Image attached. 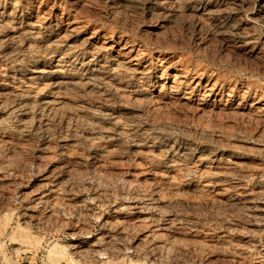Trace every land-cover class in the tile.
Instances as JSON below:
<instances>
[{"label": "bare ground", "instance_id": "obj_1", "mask_svg": "<svg viewBox=\"0 0 264 264\" xmlns=\"http://www.w3.org/2000/svg\"><path fill=\"white\" fill-rule=\"evenodd\" d=\"M257 1L261 19L264 0ZM127 4L114 0L111 15L123 21ZM167 4L157 0L146 19L147 47L162 53L107 28L87 34L89 22L43 1H0V30L7 33L0 38V264L40 250L47 264H189L187 257L193 264L220 257L246 264L258 249L255 239L264 241V128L224 129L211 116L178 121L165 107L182 85L190 91H182V101L203 93L196 107L213 104L207 99L222 83L173 53ZM240 48L258 58L252 47ZM219 52V59L235 60ZM246 86L227 89L233 116L264 122V87ZM32 137L43 145L27 158ZM32 181L13 199L15 188ZM69 222V240L60 243L55 236Z\"/></svg>", "mask_w": 264, "mask_h": 264}, {"label": "rangeland", "instance_id": "obj_2", "mask_svg": "<svg viewBox=\"0 0 264 264\" xmlns=\"http://www.w3.org/2000/svg\"><path fill=\"white\" fill-rule=\"evenodd\" d=\"M0 1L4 2V0H0ZM22 1L30 2V0H22ZM36 1H38L39 3L42 2V1L45 2V6L47 7V9H51L52 7H55L57 9L60 8V9L63 10V12L65 14H68L70 16L80 17L83 20L89 22L90 23V28L85 32L87 34L88 33H92L96 29L98 30L99 28H107V29H109L111 31H114L115 35L118 36L119 33H123L126 37H129L132 41H134L136 43V45L145 46V47L148 46L147 40L149 39V36H148V24L146 22V19L148 17V10L157 8V0H153V1L152 0H125V2L128 3L127 5H128L129 15H126V17L122 21V20H119L118 18L113 17L111 15L110 8L114 4V0H58V1L57 0H36ZM73 1H74V3H73ZM166 1L168 3L167 6H168L171 14L174 15L173 17H174V20H175V22L172 24V35L171 36H172V39L177 44L176 48H175V50H177V52L174 51L173 53L174 54L176 53V55L181 54L182 57L184 56L183 57L184 59L190 60L192 66H194V67L195 66H197V67L201 66V67H203L204 70H206V72L209 71V72H213L216 76L219 75L217 78H218V80H221L222 83L220 84L221 85V87H220L221 90L216 92L217 95L216 96L213 95V96H211V98L207 99V100H211V101L215 100V103H213V104H209L207 101H205V102L200 104L201 106L199 108L196 107L195 103L198 102L199 100L202 101L203 98L199 99V97H201L202 96L201 94H203V93H201V94L197 93L200 96L198 98H196V97L193 98L192 100H190V102L182 101L180 99V97H183L184 93L190 92V91L186 92V90L184 88L185 86L182 85V88H184V89L182 90V88H181L178 92H175L174 95H171V97L173 98L172 100L169 99V101H173V103L175 102V104L176 103H178V104L180 103V104L179 105L178 104L175 105V104H173L171 102L169 103V101H168V102H166L167 104L165 105V107H168V106L171 107L172 106L171 108L168 107L167 109H169L170 111H173L172 115L178 121L187 119V120H192V121L196 122V121L204 119V117L211 116V118H214L216 122L221 124V126L224 125L223 126L224 129L232 130L231 128H233V127H234L233 129H235V127L237 129L241 124L242 125L244 124L243 126L246 129H247L248 126H250L247 129V130L250 131V133L251 132L252 133H256L258 131H261V129L264 128L263 127L264 126V122L261 119L259 121V118L256 119V117L255 118L254 117L251 118L249 116L239 117V119H238V116L237 117L233 116V113L231 111V106H230V104H232V96H231L232 94H229L230 92L227 91V89L229 87V88H234L235 91L239 93V91H237L238 90L237 88H239L240 85H243L244 87H247L246 85L249 84V86H252L254 83H256L257 85L259 84L260 86L264 87V18L260 19V18L257 17L258 13L260 12L259 9H260V4L261 3L258 2L257 0H231L232 2L229 1V0H195V1L194 0H182V1L178 0L177 2H180V3H177L175 0L173 2H172V0H166ZM228 3H230V4H228ZM177 4H178V6H177ZM170 5H172L171 8H170ZM221 6H223V7H221ZM208 8L209 9L211 8L213 11L211 9H210L211 10L210 11ZM230 9H231V11H230ZM175 10H177V11H175ZM204 10H206V11H204ZM174 11H175V13H173ZM227 11H229V12H227ZM210 13H211V15H210ZM192 14H193V16H191ZM205 14H206V16H205ZM187 16H189V17L187 18ZM213 17H214V19H213ZM131 18H134L136 23H132L130 21ZM253 19H255V20H253ZM186 20H187V22L188 21L189 22L186 23ZM220 20H222V21H220ZM235 21H237V22H235ZM239 21H240V23H239ZM185 23H186V25H185ZM236 23H239V24H236ZM93 25H95L96 27L93 26ZM194 25H198V27H199V29L201 31L200 30L196 31V32L193 31L191 28ZM209 25L212 27V29L209 28L210 27ZM228 25H234V27L236 26L235 27V31L232 30V29H229ZM249 26H250V28H249ZM176 28H177V30H176ZM238 29H239V31H238ZM246 29H249V30H246ZM242 31H243V33H242ZM198 35H199V37H198ZM6 36H7V33L4 30H0V38H1V40L3 38L6 39ZM225 36H227V37H225ZM198 38H199L200 41L201 40L205 41V45L204 44L202 45L201 42L198 40ZM235 39H236V41H235ZM211 42H213V43H211ZM196 44H198V45H196ZM185 45H188V47H189L188 50H186L187 46H185ZM241 45H244V46H247V47H252L254 52L257 53L258 58H246L245 56L240 55V52H241L240 51L241 50L240 47H241ZM211 47H212V49H211ZM147 48L148 49H153V50H150L151 52H158V51H160L162 53L164 52V50L161 51L159 48H157V47L155 48V47H153L151 45H149V47H147ZM233 48H235V49L239 48V49L235 50ZM201 50H203V51H201ZM232 50H233V52H232ZM191 51H193V53ZM219 51H221L222 53H233L234 56H235V60L219 59V56H221ZM258 51L259 52L262 51V52L259 53ZM23 53H26V52H23ZM215 53L217 55H219V56H217ZM261 53H262V55H261ZM201 54H202V56H201ZM203 57H205V58L203 59ZM215 57H217V59ZM261 57H263V58H261ZM210 59H212V60H210ZM210 61H211V63H210ZM4 63L5 62L2 59H0V64L3 65ZM199 64H201V65H199ZM205 64L206 65L210 64V65L206 66ZM213 64H214V66H213ZM244 66H245V68H244ZM247 66H248L249 70H248ZM218 69H220V70H218ZM219 71H220V73H219ZM248 73L250 75L249 77H248ZM233 77H235V78H233ZM248 79H250V80H248ZM258 80H259V82H258ZM169 82H170V80H169L168 77H162L161 80H159V83L161 84L162 87H164L165 84L167 86ZM225 91H226V93H225ZM237 94H235V95H237ZM241 94L242 93H240L238 95H241ZM178 95H179V98H178ZM217 104H218V106H216ZM174 105L176 106L177 109L175 108ZM177 105H178V107H177ZM188 105H191V106H188ZM192 105H193V107H192ZM182 106H184V107H182ZM180 107L183 108V109H181ZM209 108L211 110L208 111L207 109H209ZM221 108L222 109L224 108V109L222 110ZM202 110H204V111L202 112ZM187 113H189V114H187ZM213 114H215V115H213ZM224 114H225V116H224ZM176 115H178V116H176ZM222 118H224V119H222ZM235 120H238V121H236V123H235ZM225 121H227V122H225ZM222 122H223V124H222ZM249 122H251V123H249ZM258 124H259V127H258ZM230 125L233 126V127H231ZM254 125L257 126V127H255ZM250 128L251 129L254 128V129L251 130ZM259 128H260V130H259ZM32 141H34L35 143L34 142L32 143ZM31 143L33 144V146L31 148V150L28 149L29 152H28V155L26 156L27 158H30L28 156L32 155L33 152H34V154H37L38 153L37 151H39L40 146L43 145L42 140L38 139V138H35V137L34 138L32 137ZM195 143H199V142H195ZM200 145H202V144H200ZM254 161L257 164L261 163L262 162V158L256 157V158H254ZM24 177H26V175L22 177L23 178L22 182L24 180H26ZM33 183H34L33 181L28 183V186L26 185V183L25 184L23 183L24 186L22 188H15V190L12 193L13 199H18L19 195L21 193H24L25 191L28 192L30 190L29 189L30 186L32 187ZM27 189H29V190H27ZM82 194H83L84 197H88L89 192L88 191H84V192H82ZM15 196H16V198H15ZM69 226H70V222H69L68 225L65 224L64 227L61 230H59V234L58 233L56 234L55 237H58L57 239H58V241L60 243H63V242L66 243L69 240V238L66 236V234L71 233V228L69 229ZM98 229H99L98 227L93 228L92 233L96 234ZM58 235H60V236H58ZM50 237L51 236H48L47 238L49 239ZM255 240H256V244H257V248L258 249H257V251L255 253H251V255L249 257V261L246 264H264V241L262 239H259V238H256ZM259 240L260 241L262 240V241L260 242ZM7 251H9V249ZM261 251H262V253H261ZM40 254H42V255H40ZM14 256H16V255L11 254V262L13 264H17L18 262H19L18 264H47L46 261H45V257H44L45 253H44L43 250H40L37 254L33 253V252L29 253V254H26V255L22 256L21 259H19L18 257H14ZM187 259H188L189 264H191L194 261L193 259L191 260L188 257H187ZM41 260H42V262H41ZM213 261L215 263L212 262V264H232V263H230L228 261V259H226L224 257H220L219 259H215ZM219 262H221V263H219ZM0 263H1V260H0Z\"/></svg>", "mask_w": 264, "mask_h": 264}]
</instances>
